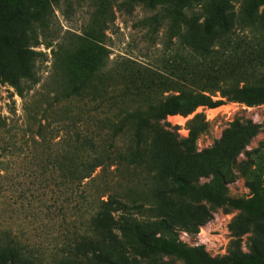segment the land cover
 <instances>
[{
	"label": "rangeland",
	"instance_id": "obj_1",
	"mask_svg": "<svg viewBox=\"0 0 264 264\" xmlns=\"http://www.w3.org/2000/svg\"><path fill=\"white\" fill-rule=\"evenodd\" d=\"M18 1L21 20L0 17V264H98L100 256L185 264L164 253L167 242L204 247L227 263L264 258V216L231 204L264 195V104L168 117L167 135L143 128L154 140L145 153L128 152L129 138L114 136L128 113L177 95L164 92L168 85H194L199 95L211 82L264 85V7L246 18L238 3L225 15L204 3L179 36L161 8L112 6L108 53L96 60L78 37L97 1L50 2L40 21L31 10L43 0ZM217 37L234 46L223 57L193 54L201 45L218 50ZM196 116L194 129L204 130L190 146ZM181 187L184 195L171 196ZM129 215L152 223L146 245L117 230Z\"/></svg>",
	"mask_w": 264,
	"mask_h": 264
},
{
	"label": "trees",
	"instance_id": "obj_2",
	"mask_svg": "<svg viewBox=\"0 0 264 264\" xmlns=\"http://www.w3.org/2000/svg\"><path fill=\"white\" fill-rule=\"evenodd\" d=\"M61 0H43L40 2V10H31V20L35 18L36 21H40L39 18L42 13H46L50 2L58 4ZM97 1V11L88 27L85 29L84 34L78 37L82 42V47L85 51V57H96L99 60L103 54H107L108 51L103 47L105 40V31L107 29V17L110 14L112 6H119L126 10H134L137 6H143L150 10L162 9V20H167L169 23V32L181 34V26L185 25L190 27L189 13L197 6H202L204 3L211 2L216 7L217 14L225 15L233 8L232 3H238L241 6L242 15L249 17V13L256 11L260 7H264V0H123V3H119L121 0H95ZM18 0L15 1V5H7L6 7L0 4V17L10 22V17L21 20L22 16L18 12L19 6ZM12 7V8H10ZM156 23L160 22L157 17ZM93 23V24H92ZM212 31H209L211 33ZM222 37H217L218 50L210 49L209 47H193V54L198 55L200 58L207 62L211 59H220L224 56L225 49L234 47L227 45L223 42ZM185 39V38H184ZM190 47L193 45L189 41L186 43ZM205 64L195 66V69L200 71ZM99 68H94V73ZM192 75V74H191ZM210 77V73L205 74ZM229 76V75H228ZM161 87L166 88L167 83H161ZM171 88L165 89L164 92L174 91L177 95L165 96L162 100H158L156 103L151 104L148 109L142 108L135 113H128L120 122L117 127V133L114 136L122 135L129 138L128 152L135 150L145 153L142 148L150 145L154 140L148 134L143 132V128L153 130L159 129L164 135H167V131L170 127L166 123L168 117L183 116L189 117L197 108L204 106L211 110L218 109L224 106L227 102H237L245 104L249 107L264 104V85L258 87H252L248 85H240L237 82L230 83H206L201 87L203 94L199 95L194 85L177 86L176 84L168 85ZM216 94V95H215ZM217 94L219 96H217ZM216 98V99H215ZM199 116H196L190 121L189 138L186 142L193 146L200 134L204 129H194L195 123L198 121ZM98 166H92V171ZM175 190V189H174ZM186 192L185 187L176 189L175 192H171V196L184 195ZM231 204L237 209L244 210L251 218H258L264 216V195L256 196L250 200H235L231 201ZM149 212H155L149 211ZM161 215L156 216L159 218ZM122 218L116 223V228L121 232L123 238L127 239L129 234L141 243L147 244V235L144 234V230L149 229L152 223L149 220ZM113 221V220H112ZM166 221L161 220L162 223ZM151 222V221H150ZM164 253L168 255H177L182 259L185 264H264V258H245L240 261H232L227 263L225 261H216L208 256L204 247L198 249H188L185 246L177 243L167 242L165 243ZM98 264H115L111 259L107 257H98Z\"/></svg>",
	"mask_w": 264,
	"mask_h": 264
}]
</instances>
